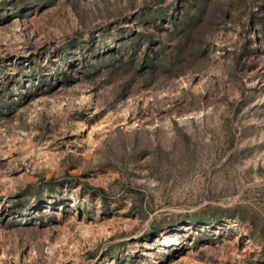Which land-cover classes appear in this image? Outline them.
<instances>
[{"label": "rangeland", "instance_id": "obj_1", "mask_svg": "<svg viewBox=\"0 0 264 264\" xmlns=\"http://www.w3.org/2000/svg\"><path fill=\"white\" fill-rule=\"evenodd\" d=\"M0 264H264V0H0Z\"/></svg>", "mask_w": 264, "mask_h": 264}]
</instances>
